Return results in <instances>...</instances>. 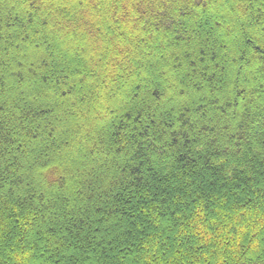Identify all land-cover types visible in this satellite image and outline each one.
<instances>
[{"label":"trees","instance_id":"trees-1","mask_svg":"<svg viewBox=\"0 0 264 264\" xmlns=\"http://www.w3.org/2000/svg\"><path fill=\"white\" fill-rule=\"evenodd\" d=\"M0 264H264V0H0Z\"/></svg>","mask_w":264,"mask_h":264}]
</instances>
